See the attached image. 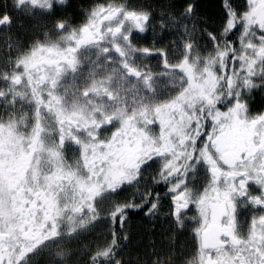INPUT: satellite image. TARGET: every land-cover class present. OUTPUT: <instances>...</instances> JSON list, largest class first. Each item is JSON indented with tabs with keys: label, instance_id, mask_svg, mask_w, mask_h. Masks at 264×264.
Listing matches in <instances>:
<instances>
[{
	"label": "flooded vegetation",
	"instance_id": "obj_1",
	"mask_svg": "<svg viewBox=\"0 0 264 264\" xmlns=\"http://www.w3.org/2000/svg\"><path fill=\"white\" fill-rule=\"evenodd\" d=\"M82 11L80 23L39 24L36 49L2 72L0 264L32 260L60 236V193L73 208L100 189L129 203L115 216L122 230L163 201L168 234L187 244L183 264H264V110L165 67L168 52H157L162 81L142 14ZM11 19L6 5L0 33Z\"/></svg>",
	"mask_w": 264,
	"mask_h": 264
},
{
	"label": "rangeland",
	"instance_id": "obj_2",
	"mask_svg": "<svg viewBox=\"0 0 264 264\" xmlns=\"http://www.w3.org/2000/svg\"><path fill=\"white\" fill-rule=\"evenodd\" d=\"M139 1L86 0L85 5L87 9H92L93 15L94 10L101 7L121 6L125 10L144 16L148 7L139 3ZM67 2L69 0L61 2L60 0H0V12L7 5V11L10 12L12 18V26L0 33V83L3 82L2 72L7 70L8 73L13 72L16 64L22 65L25 62L23 60L25 51L36 49L39 24L47 25L53 23L56 19L64 21L63 18L65 17L61 12L66 8ZM248 2V10L241 18L244 21V26L240 28L239 41L235 48L230 49L232 50L231 59L235 61L230 66L231 68H228L230 76L226 78L224 76L227 73V56L230 51L221 49L219 43L221 41H218L215 36L205 35L203 39L200 35L197 41L192 37L193 34L191 33L195 32L197 27L195 28V23L190 24L191 16H186L185 11L188 9V12H190L189 10L192 9L194 4L193 0L186 1L183 9L179 11L180 17L175 19L171 16V20L160 24V26L168 28L169 31L177 30L172 36L178 40L181 39V44L183 43L182 38L184 41H191H186L187 57H184L186 53L184 47L181 49L177 47L176 50L170 49L168 51L169 55L163 59L165 67L177 66L182 71H194L193 76H196L197 73L198 75L204 74L200 76V85L209 86V88L216 89L218 93H222L221 96L225 102L247 103L253 92V87L257 86L261 78V67L264 61V0H248ZM147 29L149 38L154 39L150 36L152 31L150 32L149 25ZM161 34L157 31V38ZM189 45L190 50H188ZM151 49L156 51L154 61L159 78L161 77L162 81L170 79L169 75L160 68V57L157 52L163 51H160L157 47V41L156 45L154 41V47H151ZM181 59H183L182 62H180ZM165 76L167 78H164ZM173 76L180 77L179 74H173ZM239 80L243 81L244 85L240 86L237 83ZM189 85L191 86V82H189ZM189 90L191 91V89ZM207 92L210 91L205 90V94ZM174 94H176L175 90H171L170 95L173 96ZM185 94L187 95V93ZM1 98L2 95L0 94ZM204 102H210V98L205 96ZM191 109V107H186L187 112H190ZM160 110L157 108L158 113ZM7 113L8 111L0 110V119ZM165 159L164 157L157 160V166L161 162L163 163ZM76 196L78 198V195ZM119 197L120 195H112L108 191L100 189L86 204H77L70 208L71 198L64 193H60L56 199L55 207L60 236L52 239V241L50 240L47 245L41 248L40 256H35L32 260H26L22 264H81L82 261L87 263L89 260L105 254L113 244L114 238L111 226L115 216L121 208H126L129 205L128 202L121 203ZM166 207L163 201H158L152 211L143 218L145 231L150 227L152 232L157 231L156 235L162 238L159 239V242L164 245L161 248L163 259L152 264H181L183 256L181 257L180 251L171 252L172 247L169 249L170 245H167L166 218L168 213L166 214V212L168 210ZM125 229L124 227L122 234L126 233ZM138 233H140V229ZM133 244L134 241L131 238L124 240L118 256L110 262H105V264H139V261L132 258L133 255H131L132 250L130 248ZM135 244L138 248L142 246L139 240H136ZM150 256L151 254L149 259Z\"/></svg>",
	"mask_w": 264,
	"mask_h": 264
},
{
	"label": "trees",
	"instance_id": "obj_3",
	"mask_svg": "<svg viewBox=\"0 0 264 264\" xmlns=\"http://www.w3.org/2000/svg\"><path fill=\"white\" fill-rule=\"evenodd\" d=\"M61 1L63 0H60V2ZM85 1L86 0H69V2H67L68 4L66 8L61 12L65 17L63 18L64 22L73 21L80 23V18L83 12L82 9L86 7ZM186 1L188 0L139 1V3L145 4L148 7V9L146 10L147 12L144 16L146 17V23H148V25L150 26V32L152 31L151 36L157 42H159L157 47H159L160 51L166 53L170 51V49L176 50L177 47H179L180 49L184 47L183 49L186 52L187 56L186 41L190 40L184 41V39L182 38L183 43L181 44V39L178 40L174 36H172V34L176 33L177 30L169 31L165 26H160V24H164L165 21L167 22V20H171V16H173L175 19L177 17H180L179 11L183 9ZM193 3L194 4L192 9L189 10L190 12H188V9H186L185 11L186 16H191L190 24L195 23V28L197 27V30L191 33L193 34L192 37L197 41L198 36L200 37V35L202 36V38L205 37V35L215 36L218 41H221L219 42L221 49H227L228 51H230L227 56V73L224 75L226 78L230 76L228 68H231L230 66L232 65V63H235V61L231 59L232 50L230 49H233L237 46V43L239 41L238 36L240 28L244 26V21L241 18L243 14L248 10L249 2L248 0H193ZM157 31H159L160 34L163 33L158 38L156 36ZM195 40L193 41L195 42ZM188 48V50H190V45L188 46ZM261 69V78L257 83V86L253 87V92L247 100V104L253 113L264 110V61ZM237 83L240 84V86L244 85V82L240 80L237 81ZM143 222L144 220L142 215L138 213H130L129 217L124 223L126 233L124 232L122 234L121 224L116 219L111 226L112 236L114 238L111 247L119 248L123 244L124 240H129L131 238V240L134 241L132 248H130V250H132V253L130 252L131 255H133L132 258L137 259L139 261V264H152L153 262L161 261L163 259L161 248L164 247V245L159 242L162 238L156 235L157 231L152 232L151 227L147 228V230L145 231ZM139 229L140 233H138ZM136 240H139V242L141 243L142 246L138 244L141 246V248H138L135 244ZM176 242H174L172 236L167 234V245H170L169 249L172 247L171 252H176L180 247H187L184 239H179ZM107 252L103 255H99L98 257L93 258L92 260H89L87 263L86 261L84 263L82 261L81 264H105V262H110L113 258L116 257V252H114L113 254H107ZM150 254L151 256L149 259ZM180 255L182 257L184 253H181ZM181 264L183 263L181 262Z\"/></svg>",
	"mask_w": 264,
	"mask_h": 264
},
{
	"label": "water",
	"instance_id": "obj_4",
	"mask_svg": "<svg viewBox=\"0 0 264 264\" xmlns=\"http://www.w3.org/2000/svg\"><path fill=\"white\" fill-rule=\"evenodd\" d=\"M87 37H85L84 33H83V36L81 38V40L79 41L78 45H77V48H79L80 46L84 45L87 43Z\"/></svg>",
	"mask_w": 264,
	"mask_h": 264
}]
</instances>
